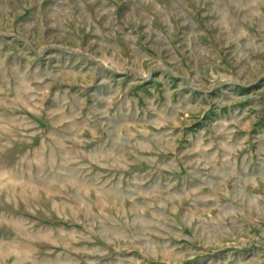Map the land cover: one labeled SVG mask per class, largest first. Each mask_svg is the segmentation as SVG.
Returning a JSON list of instances; mask_svg holds the SVG:
<instances>
[{"label": "rangeland", "instance_id": "1", "mask_svg": "<svg viewBox=\"0 0 264 264\" xmlns=\"http://www.w3.org/2000/svg\"><path fill=\"white\" fill-rule=\"evenodd\" d=\"M0 264H264V0H0Z\"/></svg>", "mask_w": 264, "mask_h": 264}]
</instances>
